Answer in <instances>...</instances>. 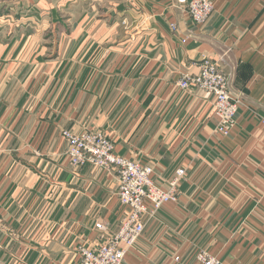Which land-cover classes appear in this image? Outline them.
<instances>
[{
    "label": "crops",
    "instance_id": "crops-1",
    "mask_svg": "<svg viewBox=\"0 0 264 264\" xmlns=\"http://www.w3.org/2000/svg\"><path fill=\"white\" fill-rule=\"evenodd\" d=\"M213 5L198 25L178 0H4L0 264H79V245L116 232L115 171L66 156L62 130L84 128L151 164L157 182L185 172L122 264H198L200 249L264 264V0ZM206 57L240 101L225 136L211 97L178 86Z\"/></svg>",
    "mask_w": 264,
    "mask_h": 264
},
{
    "label": "built area",
    "instance_id": "built-area-1",
    "mask_svg": "<svg viewBox=\"0 0 264 264\" xmlns=\"http://www.w3.org/2000/svg\"><path fill=\"white\" fill-rule=\"evenodd\" d=\"M178 1L185 5L191 20L198 25L205 24L214 11L213 0ZM170 26L175 30L173 24ZM178 86L181 89L197 87L211 95L215 132L225 136L232 131L240 101L231 94L228 77L215 61L203 58L198 72L183 74ZM62 136L67 141L66 156L73 167L92 165L108 172L115 171L117 198L125 207L115 233L101 235V241L95 246H78L79 264H122L127 251L143 233L146 216L154 215L162 205L176 200L184 169H177L169 181L160 183L153 177L151 164L117 153L113 142L102 130L64 129ZM96 228L105 230L101 223H96ZM195 259L198 264H226L205 249L198 250Z\"/></svg>",
    "mask_w": 264,
    "mask_h": 264
},
{
    "label": "rangeland",
    "instance_id": "rangeland-1",
    "mask_svg": "<svg viewBox=\"0 0 264 264\" xmlns=\"http://www.w3.org/2000/svg\"><path fill=\"white\" fill-rule=\"evenodd\" d=\"M0 7H2V8H0L1 10H4V0H3V3H1L0 4ZM171 24H173V23H171ZM170 24V25H171ZM197 24V23H196ZM174 25V27H175V29H176V26H175V24H173ZM170 29H171V26H170ZM207 58V57H206ZM197 73V72H196ZM185 74V73H184ZM192 88V87H191ZM194 88H197V87H194ZM190 89V88H189ZM198 89H200V88H198ZM201 90V89H200ZM210 97H211V101H212V96L211 95H209ZM238 111V110H237ZM264 119H261V123H264V122H262ZM236 124V123H235ZM234 128V127H233ZM161 183V182H160Z\"/></svg>",
    "mask_w": 264,
    "mask_h": 264
}]
</instances>
